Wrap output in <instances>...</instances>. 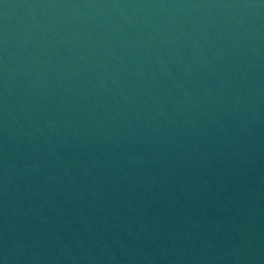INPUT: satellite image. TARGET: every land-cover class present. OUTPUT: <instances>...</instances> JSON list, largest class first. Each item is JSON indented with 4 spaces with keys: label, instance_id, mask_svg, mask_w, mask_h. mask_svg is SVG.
Here are the masks:
<instances>
[{
    "label": "water",
    "instance_id": "95a60500",
    "mask_svg": "<svg viewBox=\"0 0 264 264\" xmlns=\"http://www.w3.org/2000/svg\"><path fill=\"white\" fill-rule=\"evenodd\" d=\"M0 264H264V0H0Z\"/></svg>",
    "mask_w": 264,
    "mask_h": 264
}]
</instances>
